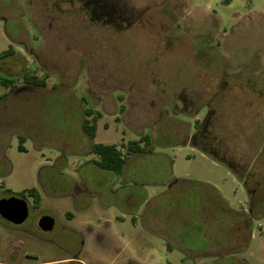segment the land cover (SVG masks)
Returning <instances> with one entry per match:
<instances>
[{
  "label": "rangeland",
  "instance_id": "rangeland-1",
  "mask_svg": "<svg viewBox=\"0 0 264 264\" xmlns=\"http://www.w3.org/2000/svg\"><path fill=\"white\" fill-rule=\"evenodd\" d=\"M109 1L113 18L81 0H0V54L14 51L0 60L12 81L0 84V198L35 188L40 207L20 227L0 218V264H182L165 247L172 216L218 212L215 189L234 240L264 203V0ZM98 113L91 139L83 123ZM142 135L151 154L123 174L94 165L93 143L125 153ZM43 214L51 235L37 231ZM262 214L244 248L197 262L264 264ZM63 226L80 232L78 256Z\"/></svg>",
  "mask_w": 264,
  "mask_h": 264
},
{
  "label": "crops",
  "instance_id": "crops-1",
  "mask_svg": "<svg viewBox=\"0 0 264 264\" xmlns=\"http://www.w3.org/2000/svg\"><path fill=\"white\" fill-rule=\"evenodd\" d=\"M194 186L198 187L199 185ZM209 188L213 189V187ZM214 191L216 197L213 199L216 200L215 202L219 205L218 212L212 213L210 216H202L198 219L200 222L198 224L190 223L191 217H187L188 213L183 214V217L175 215L174 217L172 216V218H170L171 221L169 220L170 223H168L165 228L167 239L165 247L168 251L173 252L174 250H177L183 253L184 258L182 264H201V262H197L199 258H215L224 253L232 252L236 247H239V249L245 247L246 241L240 240L239 237L242 233L250 234L248 223L249 217H251L250 212L244 211V215H242L243 217L241 218L242 224L239 225L240 227L237 233L234 235V240H232L230 236L233 220L231 209L226 200L218 193V191L215 189ZM166 215H168V213ZM185 221H187L186 224ZM194 226H202L204 228L200 230V237H196L197 234L194 231ZM215 229L217 232H219V234L216 235ZM218 236L219 239L216 240V237ZM250 238H253L252 233L250 234ZM199 244L201 245V248L198 247ZM204 247H206V252H209V254L206 256H201L199 255V252Z\"/></svg>",
  "mask_w": 264,
  "mask_h": 264
},
{
  "label": "trees",
  "instance_id": "trees-1",
  "mask_svg": "<svg viewBox=\"0 0 264 264\" xmlns=\"http://www.w3.org/2000/svg\"><path fill=\"white\" fill-rule=\"evenodd\" d=\"M13 54L14 51L12 48H10L0 54V60L8 58ZM26 78L28 83H32L37 86H45V81L40 80L37 77H31V78L26 77ZM11 83L12 81L0 77V84L9 86ZM124 111H125V105L122 104L120 106V114H122ZM86 114L88 117L93 115V113H91L90 111H87ZM100 117L101 114L98 113L97 115H94L91 120L86 118L83 123V131L91 139H94L96 137L97 124ZM23 141H24V137L20 139L21 143H23ZM151 144H152L151 136L142 135L138 140L130 141L126 146V152L124 153L122 149H120L116 144L93 143L90 148V154L96 156V159L93 160V163L101 170L113 172L116 174H122L128 158L136 154H143L146 152H150ZM203 152L209 154L205 149H203ZM233 172L235 173V171ZM244 185L245 187H247L246 183H244ZM33 192H35V190H33ZM249 193L254 198L256 191L255 190L250 191ZM35 199L39 200V196L36 195ZM253 207L254 208H252V211H250L251 216L252 217L260 216L259 213L261 214L264 210V203L257 202V199L255 198V201L253 202ZM261 216H264V214H262Z\"/></svg>",
  "mask_w": 264,
  "mask_h": 264
},
{
  "label": "flooded vegetation",
  "instance_id": "flooded-vegetation-1",
  "mask_svg": "<svg viewBox=\"0 0 264 264\" xmlns=\"http://www.w3.org/2000/svg\"><path fill=\"white\" fill-rule=\"evenodd\" d=\"M81 1H84V4L86 5V6H90V5H94V6H96L97 7V9H96V11H97V14H99V15H101V16H104V15H106V16H108V17H111V18H113V15L115 16L116 15V10L114 9V6L112 5L111 6V9H109L107 6L110 4V1L109 2H105V4L104 5H101V1H103V0H81ZM33 190H35V192H33ZM39 194V190L38 189H35V188H33V189H30V190H28L27 192H25V194L24 195H18V194H16V193H14L13 191L11 192V195L10 196H7V197H2V198H0V200H2V199H9V198H12V197H15V198H17V199H21V200H25L26 202H27V205H28V218H29V216H30V214H31V212H32V210H35V209H40V207H39V205L36 203V199H35V196L36 195H38ZM28 198H30V199H33L32 200V202H33V206L30 208V205H29V202H28ZM43 216H50V217H52L53 219H54V217L51 215V214H43L42 216H41V218L43 217ZM0 218L1 219H3L1 216H0ZM27 218V219H28ZM40 218V219H41ZM39 219V220H40ZM4 221H6L5 219H3ZM39 220H38V222H37V231H39V232H41V233H43V234H45V235H51V234H53L54 233V228H55V224H56V221H55V224H54V227H53V229L52 230H50V231H43V230H41L40 229V227H39ZM55 220V219H54ZM7 223H10V222H8V221H6ZM26 222V221H25ZM24 222V223H25ZM23 223V224H24ZM11 224H13V223H11ZM23 224H21V225H15V224H13V225H15L16 227H20V226H22ZM63 235H67V236H71L72 238H71V240L73 239L74 241H75V248H74V255L75 256H78L79 254H80V252H82V250H83V245H84V241L81 239L80 240V232L77 230V229H72V228H67V227H65V226H63ZM26 229V228H25ZM26 231H28V229L26 230ZM32 235H33V231H29ZM58 232H59V230H58ZM27 233V232H26ZM72 240V241H73ZM18 249V248H17ZM27 257H28V255H26Z\"/></svg>",
  "mask_w": 264,
  "mask_h": 264
},
{
  "label": "water",
  "instance_id": "water-1",
  "mask_svg": "<svg viewBox=\"0 0 264 264\" xmlns=\"http://www.w3.org/2000/svg\"><path fill=\"white\" fill-rule=\"evenodd\" d=\"M0 216L15 225L23 224L28 218V205L25 200L15 197L0 200ZM55 220L50 216H43L39 220V227L43 231L53 229Z\"/></svg>",
  "mask_w": 264,
  "mask_h": 264
}]
</instances>
